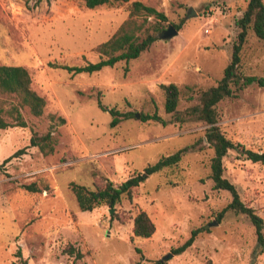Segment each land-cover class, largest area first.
I'll list each match as a JSON object with an SVG mask.
<instances>
[{
  "label": "rangeland",
  "instance_id": "1",
  "mask_svg": "<svg viewBox=\"0 0 264 264\" xmlns=\"http://www.w3.org/2000/svg\"><path fill=\"white\" fill-rule=\"evenodd\" d=\"M134 2L166 17L162 23L147 19L144 29L157 40L140 57L90 75L50 66L98 62L96 48L115 34ZM246 6L247 0H110L88 9L76 0H0V65L24 67L31 89L45 100L40 117L22 110L25 128L0 129V264H264L245 216L227 211L216 221L231 195L209 178L213 150L200 142L208 127L196 118L179 123L165 113L160 89L178 87V113L197 106L231 61ZM190 9L195 15L186 17ZM169 25L180 29L164 40L161 31ZM239 57L241 76L264 79V42L251 26ZM112 108L134 117L110 127ZM214 109L227 139L264 151V83ZM152 114L163 122L141 119ZM48 132L57 145L43 155L30 138ZM193 144L176 165L144 172ZM222 165L241 201L263 220L264 234V165L234 151ZM140 174L143 180L113 208L79 209L74 187L97 193L107 181L117 187ZM138 211L155 225L149 239L133 236ZM197 229L207 230L174 255ZM69 246L83 258L74 260L65 252Z\"/></svg>",
  "mask_w": 264,
  "mask_h": 264
},
{
  "label": "trees",
  "instance_id": "2",
  "mask_svg": "<svg viewBox=\"0 0 264 264\" xmlns=\"http://www.w3.org/2000/svg\"><path fill=\"white\" fill-rule=\"evenodd\" d=\"M81 2L85 8L93 9L107 4L110 0H76ZM127 2L128 0H114ZM144 16L141 23L138 22L140 16ZM153 17L159 22H164L166 17L151 7H147L140 2H134L130 6L128 18L121 24L115 34L106 42L100 44L96 51L101 58L96 63H88L84 66H66V65H50L56 68L77 74H93L104 68H112L119 62H129L140 57L142 53L147 51L150 46L157 40V37L150 32V29H144L147 19ZM240 29L237 35V41L232 47L231 61L224 69L222 78L217 82L215 87L204 91L199 100V104L186 110L184 113L177 112L180 91L174 84L160 85V89L164 95V111L167 114H173L175 120L179 123L185 122V118H196L202 121L208 128L204 137L200 142H205L210 149L213 150V156L210 159V175L209 178L214 184V188L224 190L230 193L231 202L218 214L216 221L220 222L224 213L233 211L245 216L252 226L256 236L258 254L264 252V234L263 220L255 213V211L246 206L240 199L236 187L223 176L222 161L230 151L236 152L245 160L253 164L264 165V151L255 152L246 149L238 143H234L227 139L220 129L216 126V114L214 107L223 99L235 97L241 90L249 85L258 83L263 85L264 79L257 77H244L238 72L240 62V51L245 42L246 32L251 26L254 35L264 42V4L263 0H247L246 9L242 17L238 20ZM173 26V25H172ZM175 29L179 32L180 25H175ZM158 32V27L156 28ZM155 32V30H152ZM143 32V37L140 34ZM163 33V31H161ZM160 33V34H161ZM31 78L28 71L21 66L0 65V129L25 128L26 122L22 115V110H27L34 117H40L43 114L45 100L34 92L31 87ZM10 99V100H9ZM98 106L106 110L100 102ZM111 115L110 127H115L120 118L125 120L133 118L132 113L121 115L114 108L109 109ZM143 121L163 122L157 115L141 116ZM63 123L64 120L60 119ZM57 145V139L48 132L44 135H36L33 133L30 138V146L37 148L43 155L52 154L54 147ZM195 148V144L178 150L172 155L160 158L155 164L148 166L144 172L147 175L159 172L165 167L176 165L182 156ZM143 180V175H136L122 182L119 186H113L107 181L103 188L97 193L89 191V189L76 186L74 192L78 207L81 211H91L93 207L107 206L113 208L119 203L121 196L129 195L131 190ZM28 190L38 192L36 187H27ZM207 229H197L192 231L191 236L180 247L173 250L174 255H178L186 251L193 244L196 236L201 231ZM132 233L134 237L141 239H149L155 233V225L145 211H138L133 218ZM70 256L74 255V260L83 258V254L74 247L69 246L65 251ZM25 264V262H22Z\"/></svg>",
  "mask_w": 264,
  "mask_h": 264
},
{
  "label": "water",
  "instance_id": "3",
  "mask_svg": "<svg viewBox=\"0 0 264 264\" xmlns=\"http://www.w3.org/2000/svg\"><path fill=\"white\" fill-rule=\"evenodd\" d=\"M195 13L192 9H190L186 15V17H192L194 16ZM178 33L177 29H175L174 26L169 25L168 28L166 30L163 31V33L161 34V38L164 40L170 39L173 36H175Z\"/></svg>",
  "mask_w": 264,
  "mask_h": 264
}]
</instances>
